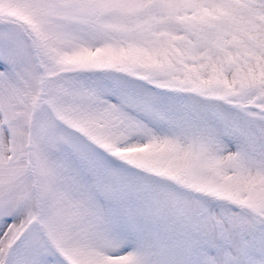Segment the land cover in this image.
Returning <instances> with one entry per match:
<instances>
[{
  "label": "snow or ice",
  "instance_id": "6c2138e0",
  "mask_svg": "<svg viewBox=\"0 0 264 264\" xmlns=\"http://www.w3.org/2000/svg\"><path fill=\"white\" fill-rule=\"evenodd\" d=\"M0 264H264V0H0Z\"/></svg>",
  "mask_w": 264,
  "mask_h": 264
}]
</instances>
